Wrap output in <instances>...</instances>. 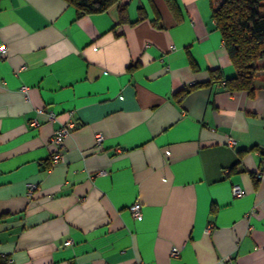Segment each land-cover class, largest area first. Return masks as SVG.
Here are the masks:
<instances>
[{
	"label": "crops",
	"instance_id": "crops-1",
	"mask_svg": "<svg viewBox=\"0 0 264 264\" xmlns=\"http://www.w3.org/2000/svg\"><path fill=\"white\" fill-rule=\"evenodd\" d=\"M221 2L120 0L77 17L65 0H0V257L264 264V57L253 96L223 83L182 92L213 69L236 74ZM65 122L75 127L53 165Z\"/></svg>",
	"mask_w": 264,
	"mask_h": 264
},
{
	"label": "trees",
	"instance_id": "trees-1",
	"mask_svg": "<svg viewBox=\"0 0 264 264\" xmlns=\"http://www.w3.org/2000/svg\"><path fill=\"white\" fill-rule=\"evenodd\" d=\"M74 6L77 17L108 11L120 0H65ZM176 10L175 0H166ZM213 17L221 31L222 38L235 67L236 74L225 77L220 69L210 71V79L194 83L182 91L213 83H223L229 92L246 91L253 96L259 72L258 61L264 57V0H222L215 6ZM126 5L119 7V23L129 22ZM0 264H9L7 257H0Z\"/></svg>",
	"mask_w": 264,
	"mask_h": 264
},
{
	"label": "built area",
	"instance_id": "built-area-1",
	"mask_svg": "<svg viewBox=\"0 0 264 264\" xmlns=\"http://www.w3.org/2000/svg\"><path fill=\"white\" fill-rule=\"evenodd\" d=\"M0 51L2 56H5L7 54V48L5 44H1L0 45ZM24 90H27V87L23 88ZM45 112L44 108H39L38 109V113H43ZM49 118L50 119H55V114L53 112H49ZM32 123L34 125H38L39 122L37 121V119H34L32 121ZM75 127V124L72 122H65L62 124L61 127H59L58 129L55 130V132L53 133V135L50 138V144L54 147V152L52 155V164L55 165L57 163L60 162L62 155H63V151H64V145H65V138L67 135H69V133L71 132V130ZM103 140V136L102 134H96V141L97 144H101ZM235 143L234 138H229V144L232 145ZM117 151H121V149L118 148ZM264 174V157H263V171L258 173V177H261ZM28 186V190H29V194H33V192L37 189L38 184L34 183V182H29L27 184ZM233 194L235 196H241L244 194V189L241 187V185L239 184H235L232 188ZM141 203L140 202H136L134 203L132 206H130V211L132 213V215L135 218H141ZM210 230V227L207 228V231ZM69 242H71V240H69ZM171 255L172 256H179L180 255V248L177 246H173L171 248ZM131 264H149L147 262H145L142 259L136 258L135 260H133L131 262Z\"/></svg>",
	"mask_w": 264,
	"mask_h": 264
}]
</instances>
